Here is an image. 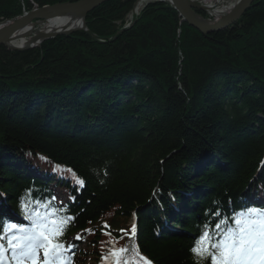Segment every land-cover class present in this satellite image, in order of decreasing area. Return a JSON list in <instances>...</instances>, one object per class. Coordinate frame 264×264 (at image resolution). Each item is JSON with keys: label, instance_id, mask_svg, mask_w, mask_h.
Masks as SVG:
<instances>
[{"label": "trees", "instance_id": "trees-1", "mask_svg": "<svg viewBox=\"0 0 264 264\" xmlns=\"http://www.w3.org/2000/svg\"><path fill=\"white\" fill-rule=\"evenodd\" d=\"M76 1L0 0V23ZM137 1L96 8L87 32L0 47V237L39 213L70 218L66 249L85 245L67 264L109 245L131 246L127 264H196L205 227L264 209V0L208 35L161 1L127 27Z\"/></svg>", "mask_w": 264, "mask_h": 264}, {"label": "snow or ice", "instance_id": "snow-or-ice-1", "mask_svg": "<svg viewBox=\"0 0 264 264\" xmlns=\"http://www.w3.org/2000/svg\"><path fill=\"white\" fill-rule=\"evenodd\" d=\"M25 207L26 204L22 203V209ZM36 215L31 227L13 223L5 237H0V240L7 239L6 245L0 243V256L10 250L15 264H26L27 261L32 264H67L63 259L67 249L59 238L70 218L50 219L47 216L41 218L39 213ZM51 216L54 217L55 213ZM223 223L228 227L218 236L205 227L193 241L190 251L196 264H264V209H242ZM222 226L221 223L215 225L216 229ZM4 228V223L0 222V231ZM132 233H135V226ZM128 251L113 249L110 254L114 257V264H121L120 257ZM145 264L149 262L145 261Z\"/></svg>", "mask_w": 264, "mask_h": 264}, {"label": "water", "instance_id": "water-1", "mask_svg": "<svg viewBox=\"0 0 264 264\" xmlns=\"http://www.w3.org/2000/svg\"><path fill=\"white\" fill-rule=\"evenodd\" d=\"M109 1L111 0H78L76 2H67L54 6H45L43 8H36L34 10H31L13 20L4 21L0 23V26L2 24H6L7 26L5 25L0 31V47L4 46L12 51H26L32 49V47H26L23 49L9 48L7 45V41L12 35H14L17 31H19L27 24L34 21L38 22L44 20L50 16H62L71 13L79 14L83 18V29L81 30L87 32L88 30L85 22L86 16L96 8ZM159 1L169 3L179 13L182 22L194 27L202 34L208 35L226 29L229 26L235 24L250 8L255 0H240L237 5H235L230 10L229 14L223 17L220 21L214 22L208 21L201 15L197 14L195 10L202 11L203 8L196 5L195 3H190L189 0H170L169 2L162 0ZM208 22H210V24H208ZM73 33L75 32L55 34L43 40L41 44L51 38H55L57 36H68Z\"/></svg>", "mask_w": 264, "mask_h": 264}, {"label": "bare ground", "instance_id": "bare-ground-1", "mask_svg": "<svg viewBox=\"0 0 264 264\" xmlns=\"http://www.w3.org/2000/svg\"><path fill=\"white\" fill-rule=\"evenodd\" d=\"M153 1L159 0H138L131 12V18L137 16L147 3ZM162 1L169 2L170 0ZM193 1L194 0H189L190 3H193ZM239 1L240 0H235L234 4H232L228 8H210V12L215 18L214 20L220 21L223 17L230 13V10L235 5H237ZM208 24H210V22H208ZM5 25L6 24H2L0 26V31ZM81 29H83V18L79 14L71 13L62 16H50L38 22H31L21 28L19 31H17L14 35L10 37V39L7 41V45L9 48L13 49H23L26 47H32V49H34L40 47L42 45L41 42L50 36L59 33L84 31Z\"/></svg>", "mask_w": 264, "mask_h": 264}, {"label": "rangeland", "instance_id": "rangeland-1", "mask_svg": "<svg viewBox=\"0 0 264 264\" xmlns=\"http://www.w3.org/2000/svg\"><path fill=\"white\" fill-rule=\"evenodd\" d=\"M234 2H235V0H194L193 1V3H195L196 5L203 8L202 12H206V13H208V15H210L211 18H208V19L204 18V19H207L208 21H212L215 19L210 12V8H213V9L228 8L232 4H234ZM34 8H36V7L34 6ZM137 16H135V17H137ZM135 17L131 18V13H130L126 18V20H125L126 22L124 25L129 26ZM214 21H212V22H214ZM57 201L59 203H63L65 201V199L63 196H60V197H57ZM71 242H72V249L74 250L76 256L78 257L79 252L83 251L84 248H86V247H85V245H83V243L79 242L78 238H73ZM106 246L107 245H105L104 247H106ZM113 249L114 248L112 247V245H109L106 247V251L104 250V252H103V254L105 255V258H103V259H105L104 262H102L101 260H100V262H92L93 260L89 256V258H87V260H86V264H95V263L96 264H114V257L110 254ZM100 259H102V258L100 257ZM4 264H6V263H4ZM26 264H32V262L27 261Z\"/></svg>", "mask_w": 264, "mask_h": 264}, {"label": "built area", "instance_id": "built-area-1", "mask_svg": "<svg viewBox=\"0 0 264 264\" xmlns=\"http://www.w3.org/2000/svg\"><path fill=\"white\" fill-rule=\"evenodd\" d=\"M36 8H37V7H36ZM36 8H34V9H36ZM34 9H33V10H34ZM26 13H27V11H24V14H26Z\"/></svg>", "mask_w": 264, "mask_h": 264}]
</instances>
